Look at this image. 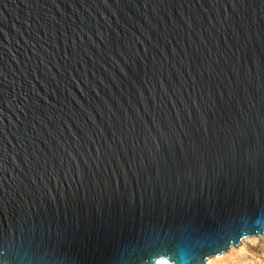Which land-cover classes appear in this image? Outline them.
<instances>
[{
    "label": "water",
    "instance_id": "1",
    "mask_svg": "<svg viewBox=\"0 0 264 264\" xmlns=\"http://www.w3.org/2000/svg\"><path fill=\"white\" fill-rule=\"evenodd\" d=\"M264 235V0H0V264H204Z\"/></svg>",
    "mask_w": 264,
    "mask_h": 264
},
{
    "label": "bare ground",
    "instance_id": "2",
    "mask_svg": "<svg viewBox=\"0 0 264 264\" xmlns=\"http://www.w3.org/2000/svg\"><path fill=\"white\" fill-rule=\"evenodd\" d=\"M262 236L264 235L245 236L239 245H231L227 251L222 252L223 254L210 256L204 264H264V237ZM158 264L172 263L158 261Z\"/></svg>",
    "mask_w": 264,
    "mask_h": 264
},
{
    "label": "rangeland",
    "instance_id": "3",
    "mask_svg": "<svg viewBox=\"0 0 264 264\" xmlns=\"http://www.w3.org/2000/svg\"><path fill=\"white\" fill-rule=\"evenodd\" d=\"M259 237V236H258ZM262 237H264V236H262ZM223 254V253H222ZM172 264H174L173 262H171Z\"/></svg>",
    "mask_w": 264,
    "mask_h": 264
}]
</instances>
